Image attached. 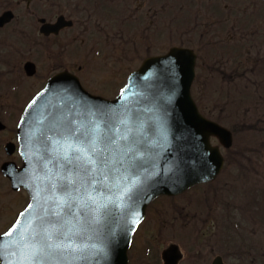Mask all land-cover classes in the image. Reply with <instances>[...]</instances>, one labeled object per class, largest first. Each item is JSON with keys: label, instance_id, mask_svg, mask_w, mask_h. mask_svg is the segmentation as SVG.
<instances>
[{"label": "rangeland", "instance_id": "obj_1", "mask_svg": "<svg viewBox=\"0 0 264 264\" xmlns=\"http://www.w3.org/2000/svg\"><path fill=\"white\" fill-rule=\"evenodd\" d=\"M135 2L118 0L114 23L110 11L99 24L89 11L88 20L97 25L92 36L73 30L45 37L23 6L21 36L0 33V106L20 104L11 116L0 110L6 141H16L24 107L53 73L73 72L92 93L114 98L147 56L192 48L198 55L193 96L204 115L234 132V145L222 149L226 166L214 182L149 207L134 236L131 264H164L162 252L173 243L184 253L181 264H212L218 255L227 264H264V13L257 14L263 3ZM28 60L37 65L34 77L25 72ZM12 159L18 161L6 156ZM26 202L7 181L0 190V232Z\"/></svg>", "mask_w": 264, "mask_h": 264}, {"label": "water", "instance_id": "obj_2", "mask_svg": "<svg viewBox=\"0 0 264 264\" xmlns=\"http://www.w3.org/2000/svg\"><path fill=\"white\" fill-rule=\"evenodd\" d=\"M55 28L46 24L41 31ZM195 65L196 55L184 48L149 58L115 100L91 95L70 72L49 80L18 127L24 166H3L13 188H26L32 201L0 237L1 264H29L33 253L41 264H129L134 233L157 197L220 174L224 157L210 139L229 148L232 134L200 114L191 95ZM26 70L33 76L36 66L28 63ZM68 143L105 160L104 173L77 167L79 152L66 159ZM163 257L178 264L183 255L173 244ZM213 264H224L222 257Z\"/></svg>", "mask_w": 264, "mask_h": 264}, {"label": "flooded vegetation", "instance_id": "obj_3", "mask_svg": "<svg viewBox=\"0 0 264 264\" xmlns=\"http://www.w3.org/2000/svg\"><path fill=\"white\" fill-rule=\"evenodd\" d=\"M39 1L42 0H0V21L2 20V24L0 25V33H14L16 40L21 36V32H23L21 26L23 20L24 5V11L27 14L26 17H30L31 19L32 17L35 18L34 23L35 21L39 22V19L41 18H45L41 17L38 19L39 15L42 14L47 16L46 20L48 23L55 24L60 18H64L65 22L72 24L71 26H65L60 31V34L70 33L75 30L81 34H84L85 36H92L93 34L95 35L96 31L94 30V27H97V25L92 26L91 22L87 18L89 11L91 14L93 9L96 12L97 24L101 23L102 20H106L105 18L109 15L108 13H106L108 11L111 12V17L113 19L112 23L117 22L118 20L117 14L113 12L116 8L115 4L118 2V0H43L44 3L41 6H38L37 3ZM135 1L138 3L140 0ZM259 1L263 3L262 7L257 11V14L260 16L261 13H264V1ZM145 7L146 5L142 6V9H144ZM1 43L2 42H0V45ZM4 45L8 46V42L4 43ZM14 64L16 63L14 62ZM14 64L12 63V65ZM18 103V99L13 100L12 104L9 106H7V104L0 106V110L5 112V114H10L11 116L13 115L12 113H14V110H17L19 108L20 104ZM3 119H5V117L2 116V119L0 120L3 121ZM6 131L7 130L0 132V190L5 188V183L8 181L1 169L2 165L6 162L7 156V141L5 138ZM17 157H19V155H17ZM22 192L25 193V191ZM4 232H0V235ZM183 261L184 259L182 260V262Z\"/></svg>", "mask_w": 264, "mask_h": 264}, {"label": "snow or ice", "instance_id": "obj_4", "mask_svg": "<svg viewBox=\"0 0 264 264\" xmlns=\"http://www.w3.org/2000/svg\"><path fill=\"white\" fill-rule=\"evenodd\" d=\"M69 151H74V152H79L80 155L75 156L73 159H75L78 163L77 167L81 168L83 171L87 172L89 175L92 173H96L97 169L99 168V171L101 174L104 173V166L106 164L105 160L100 159L99 157L93 158L89 153L87 148H82V147H77L74 146L72 143L67 144V148L65 149L66 153V159L68 158V152ZM93 152H95V148H93ZM72 160L69 159V163H71ZM88 165H91V169L89 170ZM47 231V230H45ZM49 239H51V235L49 234ZM59 245H56L58 247ZM48 248H52L53 245L49 243L47 245ZM29 264H41V262L37 259L36 253H33L32 256L30 257Z\"/></svg>", "mask_w": 264, "mask_h": 264}]
</instances>
